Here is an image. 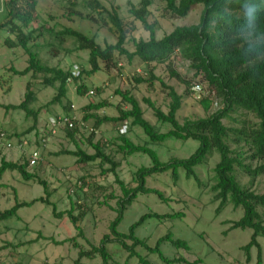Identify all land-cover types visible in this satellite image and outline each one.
<instances>
[{
  "label": "rangeland",
  "instance_id": "rangeland-1",
  "mask_svg": "<svg viewBox=\"0 0 264 264\" xmlns=\"http://www.w3.org/2000/svg\"><path fill=\"white\" fill-rule=\"evenodd\" d=\"M36 1L35 18L31 24V30L36 32L34 41L30 43L34 46L33 51L38 54L43 65L63 72H80L82 76L78 85L68 82L65 98L49 105L57 95V83L44 86L41 77L33 78L31 74L22 77L16 75L15 72H21L27 67L28 57L21 48H10L5 44L6 40L16 42V33L11 32L9 23L10 0H0V132L9 136L8 140H0V163L3 156L10 158L15 155L16 158L21 157L27 161L33 151L40 152L39 165L28 171L46 182L51 193L50 202L55 204L57 213L66 212L71 204L74 205V215H82L77 225L83 238H76L78 249L73 247L72 243L55 246L54 242L75 238L77 233L66 216L61 219L54 218L50 207L37 203L31 209H21L18 219L12 218L0 223V264H102L101 259L94 255L78 261V251L91 252V247H98L102 237L108 234V226L116 215V201L121 197L120 189L112 174H103L109 170V165H102L99 161L80 164L75 157L66 153L79 149L86 155H93L94 151L88 142L94 130L91 142L104 145L105 154L119 165L116 169L119 181L126 187L134 188L133 174L141 167H150L151 162L143 155L124 156L117 152L119 128L126 125L128 129L125 137L134 145H147L158 155L161 162L188 158L197 149L198 143L170 140L160 145H152L140 128L131 125V119L125 124L103 123L95 129L94 118L82 122L84 116L94 114L93 110L88 109L89 106L104 104L102 110L95 113L101 120L119 118L121 111H129L131 107L122 102L115 92H129L143 111L144 120L155 126L159 133H166L170 127L158 123L153 112L144 103L145 100H150L166 112L169 104L168 91L160 86V82L182 96L181 108L176 116L179 124L185 120L205 119L220 109L221 104L212 97L206 110L200 101L209 96L207 87L203 85L200 99L192 95L191 89L185 93L186 87L170 77L167 64L155 66L152 75L159 81H154L153 87L135 83L137 78H150L149 66L139 61L128 64L125 58L116 55L115 69H102L97 74L88 75V51H78L72 38L56 37L57 33L68 28L93 37L101 48L114 45L117 35L110 15L116 12L125 24V29L130 30L134 26L135 31L130 32L128 36L130 40L147 41L148 33L129 13L131 7H140L142 0H97L104 8V12L98 14L86 8V4L83 6V0ZM150 1L147 19L150 24H156L157 40L171 33L176 27L199 23L201 6L195 7L185 19H176L165 12L163 0ZM78 13L82 16L79 17ZM87 15H92L94 21L85 19ZM125 48L133 51L131 41H127ZM169 65L191 84L198 80L193 78L194 73L189 68V63L182 60L178 54L170 59ZM27 84L35 95V102L29 108L32 111L41 110L34 128L33 118H26L21 111L7 109V106H17L24 100ZM80 85L85 88L83 95L77 93V87ZM60 116H68L73 121L77 130L74 142L67 136L63 127L56 129L55 134L49 133V119ZM231 119L232 122L225 120L223 124L230 128H238V122L241 121H246L252 126L257 124L252 115L243 112L231 116ZM41 137L45 141V147L40 144ZM24 138L25 141H22ZM8 141L12 145L11 148L6 147ZM218 161V154L212 151L204 162L195 168L196 176L202 184L200 187L193 180H186L182 171L179 172V180L176 183L172 182L170 173L148 178L147 188L159 191L166 202H161L153 195L138 197L126 210L117 231L127 234L128 228L147 214L161 216L180 213L182 218L174 221L145 222L136 231V237L146 241L147 245L153 248L158 239L168 233L172 234L174 239L185 242L189 250H177L167 244L162 245L160 250L167 259H182L185 264H258V252L255 248L250 252L249 261L242 251L249 242L251 231L230 230L233 222L241 218L242 212L227 205L216 214L219 202L214 201V193L211 190L215 184L213 170ZM251 167L254 168L255 163H251ZM236 179L242 186H249L250 180L238 170ZM81 180L85 181V185L80 188L78 186ZM21 181L17 173L6 172L2 177L0 211L14 205V194L5 186L15 188L19 201L29 202L44 197L42 187L36 182L24 185L19 183ZM252 188L255 193L264 194V176L256 178ZM258 244L260 264H264V240L258 239ZM106 249L110 256L109 264H139L136 258L129 259L128 254L117 244H109ZM136 252L143 257L147 255L140 248ZM147 260L150 264H163L153 255H149Z\"/></svg>",
  "mask_w": 264,
  "mask_h": 264
},
{
  "label": "trees",
  "instance_id": "trees-1",
  "mask_svg": "<svg viewBox=\"0 0 264 264\" xmlns=\"http://www.w3.org/2000/svg\"><path fill=\"white\" fill-rule=\"evenodd\" d=\"M92 13L104 12V8L97 0H83ZM165 12L171 18L185 19L189 13L198 6L202 7L199 23L176 27L171 33L165 35L160 40L156 39V24L148 22V8L150 0H142L140 7H131L129 10L133 19L139 22L145 32L148 33L147 41L134 39L130 40V32L135 31L134 26L130 30L125 29V24L117 16L116 12L110 15V19L116 33V43L106 45L101 48L93 37H88L72 29H64L56 34V37H69L75 40L78 51H88V63L90 71L88 75L99 73L102 69L111 71L117 67L115 55L126 59L128 64L139 61L150 67L151 76L148 80L137 78L135 83L147 84L153 87L154 81H159L152 75L155 66L166 65L171 78L177 79L186 87V92L193 86L205 85L209 96L203 98L200 103L208 110L209 100L213 97L217 99L221 108L213 112L205 119L196 121L185 120L182 124L177 121V113L181 108L182 96L178 95L171 87H167L163 82L160 86L166 89L169 104L166 112H163L150 100L144 103L153 112L156 121L162 125L169 126L166 133H159L155 126L144 120L143 111L138 102L129 92L116 91L115 94L121 101L128 104L129 111H121L119 118L103 119L96 116L104 104L89 106L94 114L84 116L82 122L94 118L96 128L103 123L113 122L125 124L131 119V125L141 129L148 142L152 145H160L166 141L176 140L181 142L194 141L198 143L197 149L186 159H170L161 162L158 155L147 145H134L125 135H118L116 150L124 156L143 155L149 158L150 167L139 168L132 177L134 188L126 187L119 181L116 169L118 164L104 152V145L100 142L92 143L95 134L91 133L89 146L93 149V155H86L79 149L76 152H67L73 156L80 164H88L99 161L100 164L109 165V170L103 174H112L115 183L119 186L121 197L116 201L115 218L108 226V234L104 235L98 247H91V252L78 251V261L88 259L92 255L98 256L102 264H109L110 256L106 246L117 244L128 254V258H136L139 264H150L147 260L149 255L156 256L163 264H185L182 259H167L160 248L167 244L177 250L188 251V245L179 239H174L168 233L157 240L153 248L149 247L146 241L136 237V231L145 222L150 220L174 221L182 218V214L171 215L147 214L142 216L137 222L132 224L127 234L117 231L118 226L124 219L126 210L140 196L153 195L166 202L163 195L154 189L146 186L147 179L153 175L170 173L173 183L179 180V172L184 173L186 180H193L199 187L202 185L195 173V168L200 166L205 158L212 152H216L219 161L213 172L215 184L212 187L214 201L219 202L216 214L220 213L227 205H231L234 210L242 212L241 218L233 222L230 230H250L251 236L247 245L242 248L249 261L250 252L255 248L258 252V264H260V246L258 239L264 240V194H257L252 188L256 178L264 176V0H163ZM9 23L11 32L16 33V42L6 40L10 48H21L28 57L27 67L21 72H15L18 76L42 78L44 86L58 84L57 95L49 105L60 102L67 94L68 82L78 85L82 73L77 77H72L70 72H63L57 68H49L43 65L38 54L33 51L35 30H31V24L35 18L36 0H10ZM75 13V12H74ZM81 17V13H78ZM85 19L93 20L92 15H87ZM127 41H131L133 51H128L125 46ZM187 63L193 71V78L198 80L191 84L188 80L181 78L169 65L170 59L177 55ZM77 93L83 95L85 88L83 85L77 87ZM35 102V95L27 84L24 100L17 106H7V109L21 111L26 118H33V128L36 126L40 109L32 111L29 107ZM240 112L252 115L256 125H249L246 121L238 122V128L226 127L223 121L232 122L231 116ZM32 128V129H33ZM66 129L67 136L74 142L77 133L76 128ZM248 162V163H247ZM255 163V167H251ZM27 161L23 159L20 163L11 164L1 161L0 179L6 172H16L24 183L36 182L43 189L44 197L37 198L30 202H19L15 198L14 205L0 211V222L8 221L17 217V212L23 208H30L37 203L44 204L51 208L54 218L61 219L67 217L77 233L75 238L66 239L56 243L55 246L72 243L78 249L76 238H83L82 231L78 227V222L82 215H74V205L66 212L57 213L55 205L50 202L51 193L46 182L40 180L37 175L28 173ZM240 171L250 182L249 186H242L236 179V171ZM80 186L85 185V181H79ZM130 243V244H127ZM140 248L146 252L143 257L136 252Z\"/></svg>",
  "mask_w": 264,
  "mask_h": 264
},
{
  "label": "built area",
  "instance_id": "built-area-1",
  "mask_svg": "<svg viewBox=\"0 0 264 264\" xmlns=\"http://www.w3.org/2000/svg\"><path fill=\"white\" fill-rule=\"evenodd\" d=\"M71 75L72 77H77L79 75V72H71ZM191 93L193 96H197V98L200 99L201 95L203 94V89L200 85H195L191 88ZM48 126H49V133L55 134L56 129L61 128V127L67 128V129H73L74 123L71 120V118H69L68 116H60V117L49 119ZM127 129L128 127L126 125L122 126L121 128H119L118 134L121 136L125 135L127 133ZM4 139L8 140V137L5 133L1 132L0 140H4ZM41 145L42 147H45L44 140L41 141ZM6 147L7 148L12 147L9 141L6 143ZM40 161H41L40 152L33 151L31 155L29 156V159L27 160V164H28L27 167L29 169L36 168L39 165Z\"/></svg>",
  "mask_w": 264,
  "mask_h": 264
},
{
  "label": "crops",
  "instance_id": "crops-1",
  "mask_svg": "<svg viewBox=\"0 0 264 264\" xmlns=\"http://www.w3.org/2000/svg\"><path fill=\"white\" fill-rule=\"evenodd\" d=\"M102 110V109H101ZM37 120H38V118H37ZM38 122V121H37ZM1 133V132H0ZM3 133H5V132H3ZM12 133H14V132H11V134ZM8 135V134H7ZM15 135V134H14ZM9 137V136H8ZM26 138V137H25ZM25 138L22 140V141H25ZM41 140H40V144H41V141H43L42 140V137L40 138ZM20 143H22V142H20ZM21 145H23V144H21ZM20 145V146H21ZM23 157V156H22ZM23 159L20 157V158H16V156L15 155H12L10 158H6L5 156H3L2 158H1V161H4V162H6V163H11V164H16V163H20L21 161H22ZM1 164V163H0ZM28 167H27V171H28ZM12 173H16V172H12ZM28 173H31V172H29L28 171ZM33 173V172H32ZM5 175V174H4ZM3 175V176H4ZM2 176V177H3ZM2 177H1V179H0V182H1V180H2ZM20 177V176H19ZM15 179V178H14ZM21 179V178H20ZM19 183H21V184H28V183H24L23 181H21V182H19ZM30 183V182H29ZM5 187H7L9 190H12V192H13V194H14V203H15V198H16V192H15V188H12V187H8V186H5ZM17 200H18V198H16ZM19 201V200H18ZM19 202H25V201H19ZM30 202V201H29ZM55 205V204H54ZM32 207H34V205L32 206ZM32 207H30L29 209H31ZM26 209H28V208H26ZM21 210V209H20ZM19 210V211H20ZM5 211V210H4ZM19 211L17 212V217H15V220L16 219H18V216H19ZM2 212V211H1ZM10 220H12V219H10ZM9 221V220H8ZM4 222H7V221H4ZM0 223H2V222H0Z\"/></svg>",
  "mask_w": 264,
  "mask_h": 264
}]
</instances>
